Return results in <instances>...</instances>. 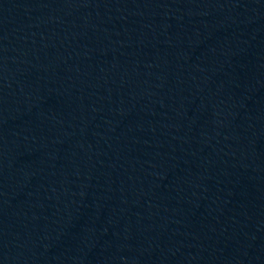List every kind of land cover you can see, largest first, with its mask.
<instances>
[{
	"label": "water",
	"instance_id": "water-1",
	"mask_svg": "<svg viewBox=\"0 0 264 264\" xmlns=\"http://www.w3.org/2000/svg\"><path fill=\"white\" fill-rule=\"evenodd\" d=\"M0 264H264V0H0Z\"/></svg>",
	"mask_w": 264,
	"mask_h": 264
}]
</instances>
